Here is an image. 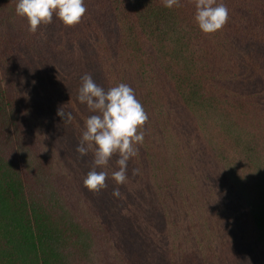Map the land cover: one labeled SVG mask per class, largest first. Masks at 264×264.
Returning <instances> with one entry per match:
<instances>
[{
	"label": "trees",
	"instance_id": "obj_1",
	"mask_svg": "<svg viewBox=\"0 0 264 264\" xmlns=\"http://www.w3.org/2000/svg\"><path fill=\"white\" fill-rule=\"evenodd\" d=\"M223 2L212 34L194 0H84L31 34L0 0V264H264V0ZM85 74L148 115L126 183L117 153L98 192L76 151Z\"/></svg>",
	"mask_w": 264,
	"mask_h": 264
},
{
	"label": "clouds",
	"instance_id": "obj_2",
	"mask_svg": "<svg viewBox=\"0 0 264 264\" xmlns=\"http://www.w3.org/2000/svg\"><path fill=\"white\" fill-rule=\"evenodd\" d=\"M179 3L180 0H162L168 9ZM194 6V21L204 34L217 32L228 21L229 12L223 0H194ZM86 12L84 0H17L15 7L16 16L27 21L31 34L37 33L38 26L50 24L54 15L64 26L73 27ZM77 99L94 113L85 120L76 149L81 157L89 152L93 154V168L84 178V186L93 192L103 189L108 175L104 169L117 153L119 170L113 171L111 176L117 186L126 183L127 162L137 155L136 145L144 140L143 126L148 115L142 104L128 84L119 83L105 90L90 74L81 77ZM57 115L63 123L72 120L71 112L64 111V107L57 110ZM112 195L121 196L119 187L114 188Z\"/></svg>",
	"mask_w": 264,
	"mask_h": 264
}]
</instances>
